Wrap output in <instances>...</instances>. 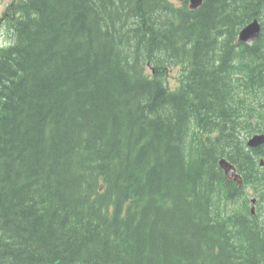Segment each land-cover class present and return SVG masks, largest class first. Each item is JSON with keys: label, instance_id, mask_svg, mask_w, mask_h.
I'll list each match as a JSON object with an SVG mask.
<instances>
[{"label": "trees", "instance_id": "obj_1", "mask_svg": "<svg viewBox=\"0 0 264 264\" xmlns=\"http://www.w3.org/2000/svg\"><path fill=\"white\" fill-rule=\"evenodd\" d=\"M0 5V264H264V0Z\"/></svg>", "mask_w": 264, "mask_h": 264}, {"label": "water", "instance_id": "obj_2", "mask_svg": "<svg viewBox=\"0 0 264 264\" xmlns=\"http://www.w3.org/2000/svg\"><path fill=\"white\" fill-rule=\"evenodd\" d=\"M203 1L204 0H190L191 7L196 8V7L200 6ZM260 31H261V24L257 19H255L254 21H252L250 24L245 26L240 31L239 39L241 41H247V42L253 41L259 37ZM263 142H264V135L262 134V135L253 136L248 141V144L250 146H257ZM220 166L224 169L225 174L229 178L238 179V174L236 172V168L231 163H229L225 159H221L220 160ZM238 180L240 181V179H238Z\"/></svg>", "mask_w": 264, "mask_h": 264}, {"label": "rangeland", "instance_id": "obj_3", "mask_svg": "<svg viewBox=\"0 0 264 264\" xmlns=\"http://www.w3.org/2000/svg\"><path fill=\"white\" fill-rule=\"evenodd\" d=\"M2 7H3V6L0 5V11H1ZM0 40H2V36H0Z\"/></svg>", "mask_w": 264, "mask_h": 264}, {"label": "bare ground", "instance_id": "obj_4", "mask_svg": "<svg viewBox=\"0 0 264 264\" xmlns=\"http://www.w3.org/2000/svg\"><path fill=\"white\" fill-rule=\"evenodd\" d=\"M38 111V110H37ZM42 113V112H41ZM10 171V170H9Z\"/></svg>", "mask_w": 264, "mask_h": 264}]
</instances>
